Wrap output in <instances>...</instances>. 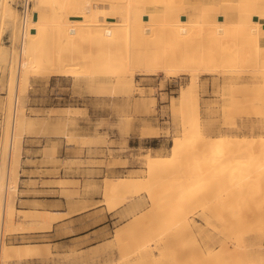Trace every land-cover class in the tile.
<instances>
[{
    "label": "bare ground",
    "instance_id": "bare-ground-1",
    "mask_svg": "<svg viewBox=\"0 0 264 264\" xmlns=\"http://www.w3.org/2000/svg\"><path fill=\"white\" fill-rule=\"evenodd\" d=\"M12 1L0 0V20L9 27L11 41L19 38L21 46L19 53L10 51L8 55L0 51L1 62L7 69L2 70L6 72L9 91L7 110L14 104L8 164L5 177L0 175V264L7 262V249L11 252L4 238L15 225L38 223L44 231L69 214L39 212L25 215L20 221L14 218V214L21 211L14 206L18 192L14 157L22 138L17 126L24 118L21 103L30 78L44 72L46 62L38 56L51 43L57 47V54L47 63L52 75L90 79L89 82H93H88L90 85L105 84L101 88H106L107 83L111 87H126L133 82L137 71L143 75L161 71L166 77H189V84L178 100L182 135L170 146L169 155L147 154L139 158L147 169V179L107 178L103 183V200L108 202L117 194L152 191L149 184L159 173L166 181L156 191L160 197L181 196L185 200L168 201L166 205L159 203V212H156L153 194H149L151 209L143 219L155 214L148 219L147 227L142 230L137 219L118 229L115 238L121 244L116 253L98 264H128L129 261L132 264H177L179 257L185 259L184 264L194 260L202 264H264V231L253 230L255 211L261 208L264 211V137L258 138L262 135L253 133L247 137L241 135L245 125L254 122L264 134V68L247 65L264 59V0H37L50 11L40 22L39 12L32 10L29 20L31 7L27 5L29 12L24 25L21 20L19 23L17 12L11 7ZM184 41L197 44L192 64L179 70L162 66L169 56H182ZM64 49L67 55H63ZM151 49H156L159 66L147 62L146 54ZM204 51L207 53L201 55ZM122 52L125 58H119ZM130 69L132 73H128ZM104 71L112 73L113 77L108 78ZM203 75L220 81L218 93L221 94L219 104L215 101V104H206V119L201 114L198 94L199 79ZM215 107L220 114V120H216L221 121V125H217L220 127L213 137ZM260 108L261 118L256 121L254 111ZM75 111L76 108L69 107L60 110L63 115ZM191 132L195 133L193 139ZM156 135L150 131L144 136ZM188 142L208 147L209 154L204 160L189 159L182 151L186 145L191 146ZM208 159L215 161L222 172L213 174L215 164H210ZM256 184L255 191H250V186ZM214 192L222 199L247 194L261 198L253 208L247 206L240 210L230 203H216L206 205L196 214L185 212L196 197ZM258 219L263 224L264 217ZM256 225L260 226L258 221ZM188 231L192 237L186 238ZM18 247L19 250L12 252L28 256L39 252L26 244Z\"/></svg>",
    "mask_w": 264,
    "mask_h": 264
},
{
    "label": "rangeland",
    "instance_id": "rangeland-1",
    "mask_svg": "<svg viewBox=\"0 0 264 264\" xmlns=\"http://www.w3.org/2000/svg\"><path fill=\"white\" fill-rule=\"evenodd\" d=\"M11 7L17 12L18 21L21 20L22 0H13ZM30 7L29 20L33 15L32 10L39 12L40 22L50 11L47 6L37 3V0H31ZM11 37L12 34L6 22L0 20V51L4 54L9 55L10 51L16 53L20 51L19 38L18 42H12ZM196 46L194 41H184L181 48L182 56L171 55L162 66L167 68L172 66L179 70L191 65L192 55L197 52ZM56 51L57 47L51 43L50 47L40 53L39 60L43 63L46 62L44 72L37 73L30 78L24 99H22L21 110L24 113V118L18 122L17 126V132L22 138L14 157V168L18 172L16 179L18 192L14 199V206L21 211L16 212L14 218L20 221L25 215L63 210H66V213H69L67 216L70 217L74 214L99 209L94 218L87 223L78 225V227H86L90 223H103L109 226V236L86 250L53 254L51 246H38L37 241L28 239H12L24 232L45 229L38 223L29 222L26 225L19 223L5 235V245L11 247V252L7 249L8 258L5 264H98L108 255L116 253L118 245L121 244L115 238L118 229L137 219L142 230H144L143 227H147L148 219H152L155 214L154 212L148 219H143L151 209L149 194H153L154 210H157L159 203L166 205L168 201L173 203L179 199H182V202L185 200L181 196L160 197V193L156 191L166 181L162 180V174L159 173L154 175V182L149 184L152 186V191L142 190L137 194H117L112 196L108 202L103 200L105 195L103 183L107 178L114 180L131 177L147 179V169L139 158H144L147 154L152 156L169 155L170 146L182 135L178 100L181 91L189 84V77L186 75L166 77L165 73L161 71L155 75H143L137 71L134 74L133 82L126 87H111L107 83L106 88H101L105 84L95 82L94 85H90L93 83L89 82L90 79L52 75V68L47 63L57 54ZM206 53L204 51L200 54ZM67 54L68 52H65L63 55ZM125 56L122 52L119 58H125ZM203 56L209 57L208 55ZM146 57L147 62L159 66L156 61V49L149 50ZM181 57L182 61L179 62L178 59ZM184 60L186 61L182 63ZM250 64V68L252 66L256 69L264 68V59L247 65ZM4 67L6 69L0 57V175L5 177L14 104L11 105L10 110H7L9 91L6 72H2ZM231 68L234 69L232 66ZM247 68L250 69L249 66ZM128 73H132V69ZM104 74L108 78L113 77L112 73L104 71ZM219 83L216 77L209 75H203L199 79L198 94L201 101V114L205 119L208 116L206 112L208 103L215 101L216 104H219L220 102ZM102 89L105 92L101 91ZM67 107L76 108L75 113L63 115L60 110ZM216 109L218 107L214 108V110ZM216 111L217 115H214L216 118L212 117V121L220 120V114L218 110ZM254 112L257 121L258 118H261L262 109H256ZM215 122L213 137L217 136L220 127L217 125L221 121L216 120ZM257 124L256 122L246 124L241 135L247 137L253 133L254 135L260 134L262 136H258V138H263L264 134L261 133L260 127H256L259 126ZM150 131L157 135L146 138L145 133ZM189 135L192 139L195 137L194 132ZM188 144L191 146L187 147L186 145L185 148L182 146V151L189 156V159L204 160L209 154L208 147L196 146L190 142ZM31 156L39 160L34 162L39 163V171L27 172L25 170L24 161ZM209 162L215 164L213 160ZM176 166H179V163ZM214 167L213 174L222 172L218 168V164H215ZM44 168L48 170L45 171V174L49 181H23L29 177L41 178ZM192 174L194 175L193 172ZM257 186V184L251 185L250 191H255ZM247 195L222 199L218 192L206 193L196 197L194 204L188 207L185 212L196 214L201 212L206 205L216 203H230L240 210L247 206L254 207L260 196ZM260 206L259 203L258 208ZM262 210V208L261 210L257 209L254 213L257 216L253 220L254 231L257 228L261 232L264 231V221L261 224V219H258L264 217ZM256 219L260 226L256 225ZM260 231L256 233L259 234ZM191 234L188 231L186 238L192 237ZM25 244L32 246L31 249H37L38 254L28 256L22 252H12V250H19L18 246ZM184 262L183 258L176 259L177 264H184ZM128 264H132V261H129ZM189 264L202 263L194 260Z\"/></svg>",
    "mask_w": 264,
    "mask_h": 264
},
{
    "label": "crops",
    "instance_id": "crops-1",
    "mask_svg": "<svg viewBox=\"0 0 264 264\" xmlns=\"http://www.w3.org/2000/svg\"><path fill=\"white\" fill-rule=\"evenodd\" d=\"M27 161H29V163H26ZM36 161L39 160L34 159L33 156L27 158L24 161L25 170L27 172L35 170L39 171V163H34ZM42 171L44 177L41 176L39 179L38 177H29L23 181H49L45 174V171L48 170L44 168ZM29 200L37 201L33 199ZM61 212L65 213L66 210ZM98 212L99 209L95 211L84 212L82 214H74L56 222L50 230L24 232L16 235L12 239H28L37 241L38 246H51V251L53 254H62L68 251L78 252L86 250L100 241L108 238L109 236V226L104 225L103 223H90L86 227H78V225L87 223L89 220L94 218Z\"/></svg>",
    "mask_w": 264,
    "mask_h": 264
},
{
    "label": "built area",
    "instance_id": "built-area-1",
    "mask_svg": "<svg viewBox=\"0 0 264 264\" xmlns=\"http://www.w3.org/2000/svg\"><path fill=\"white\" fill-rule=\"evenodd\" d=\"M28 5V7L30 6V2L29 0H23L22 1V11H21V21L22 24L24 25V23H26L27 21V15H28V9L26 8V6Z\"/></svg>",
    "mask_w": 264,
    "mask_h": 264
},
{
    "label": "water",
    "instance_id": "water-1",
    "mask_svg": "<svg viewBox=\"0 0 264 264\" xmlns=\"http://www.w3.org/2000/svg\"><path fill=\"white\" fill-rule=\"evenodd\" d=\"M221 19V18H220Z\"/></svg>",
    "mask_w": 264,
    "mask_h": 264
}]
</instances>
